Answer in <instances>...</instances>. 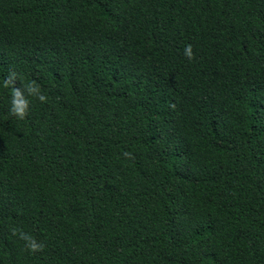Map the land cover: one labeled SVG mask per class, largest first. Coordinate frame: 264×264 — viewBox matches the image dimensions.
<instances>
[{"label":"trees","instance_id":"1","mask_svg":"<svg viewBox=\"0 0 264 264\" xmlns=\"http://www.w3.org/2000/svg\"><path fill=\"white\" fill-rule=\"evenodd\" d=\"M10 71L0 264H264V0H0Z\"/></svg>","mask_w":264,"mask_h":264},{"label":"clouds","instance_id":"2","mask_svg":"<svg viewBox=\"0 0 264 264\" xmlns=\"http://www.w3.org/2000/svg\"><path fill=\"white\" fill-rule=\"evenodd\" d=\"M184 55L190 61L194 59L190 44L185 46ZM18 80H23V77L18 76L15 71H10L3 81H0V85L10 90V115L18 120H24L30 111L31 101L29 97L41 103H46L48 98L35 81H29L24 83L22 87H17ZM122 155L128 160L135 158L131 152H124ZM10 231L13 236L24 241L27 250L31 253L35 254L44 250L45 245L23 229L13 227Z\"/></svg>","mask_w":264,"mask_h":264}]
</instances>
